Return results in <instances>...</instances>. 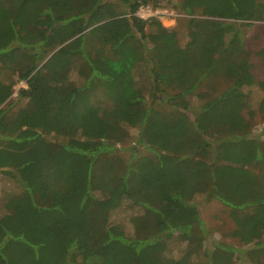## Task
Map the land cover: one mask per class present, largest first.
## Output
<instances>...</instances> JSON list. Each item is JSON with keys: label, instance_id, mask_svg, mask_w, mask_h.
Segmentation results:
<instances>
[{"label": "trees", "instance_id": "1", "mask_svg": "<svg viewBox=\"0 0 264 264\" xmlns=\"http://www.w3.org/2000/svg\"><path fill=\"white\" fill-rule=\"evenodd\" d=\"M160 2L0 0V89L27 85L20 109L0 110V171L23 189L0 216V264H144L175 235L191 264H264V131L243 113L246 86L264 93L245 31L264 22V3L182 0L178 10L199 16L182 46L136 15ZM41 22L45 35L23 29ZM258 112L264 121V98ZM131 129L136 145L120 149ZM197 198L230 209L241 254L200 253Z\"/></svg>", "mask_w": 264, "mask_h": 264}, {"label": "rangeland", "instance_id": "2", "mask_svg": "<svg viewBox=\"0 0 264 264\" xmlns=\"http://www.w3.org/2000/svg\"><path fill=\"white\" fill-rule=\"evenodd\" d=\"M182 0H161L158 6L149 5L150 11L148 13V19H157L162 23V25L170 30L175 31L178 34L180 44L185 46L190 41L189 39V21L192 17L177 9V6ZM264 3V0H258ZM175 5H177L175 7ZM178 11H177V10ZM198 19V18H197ZM41 22L38 26H31L30 24H25L23 29L25 31H36L42 35L47 33L48 23ZM76 29L79 30L83 26V22L80 21L75 24ZM245 28L246 31V45L251 49V58L254 65L253 73L257 79L264 81V61L261 60L257 53L264 47V22H254L248 24ZM60 48L54 51L55 54ZM22 88H27L26 83L21 82L14 85L13 88H5L2 92L0 89V110L9 108L10 112L17 111L25 104V102L18 101L19 91ZM5 91V92H4ZM2 92V93H1ZM244 92L247 95L248 109H243V113L248 117V111L255 112V127L254 134L259 135L264 131V121L261 119L260 113L258 112L261 101L264 98L263 90L256 84L246 86ZM134 110V109H130ZM166 110L169 111L168 108ZM131 111H127L125 114L120 115V119L123 121L130 118ZM44 123V122H43ZM131 137L127 141L126 145H119L120 149L127 147H134L136 145L137 131L135 129L130 130ZM137 150L139 151L138 157L148 155V151L137 145ZM122 157L125 160H129L130 153L127 151L122 152ZM22 187L15 181L13 175L9 174L5 170L0 171V216L7 214L5 209V204L7 201L15 195L22 193ZM35 200L38 205H48L50 196L46 191H35ZM196 203H199V211L201 218L204 221L205 233L207 235L204 247L199 249L200 253H204L207 248H211L214 244H221L223 246H228L234 248L236 254H241L243 249L246 248L245 245L241 244L237 239L232 236L234 230V224L230 216V209L223 205L218 200H210L203 202L202 198H197ZM126 215L121 214L116 224L126 221ZM129 234L133 233L132 227L128 229ZM189 251L187 243L178 240V236L175 235L174 239H168L163 242L162 245L158 246V252L155 254L154 259H148L144 264H191L194 262L191 255H187ZM186 254V255H185ZM166 255L174 260H169ZM185 255V256H184ZM184 258L179 261L181 257ZM131 264H139L137 261H132Z\"/></svg>", "mask_w": 264, "mask_h": 264}, {"label": "built area", "instance_id": "3", "mask_svg": "<svg viewBox=\"0 0 264 264\" xmlns=\"http://www.w3.org/2000/svg\"><path fill=\"white\" fill-rule=\"evenodd\" d=\"M149 11H150L149 6L141 7L136 15L142 20H146L148 19L149 16H151V15L148 16Z\"/></svg>", "mask_w": 264, "mask_h": 264}]
</instances>
